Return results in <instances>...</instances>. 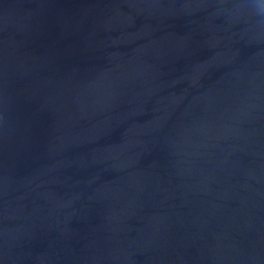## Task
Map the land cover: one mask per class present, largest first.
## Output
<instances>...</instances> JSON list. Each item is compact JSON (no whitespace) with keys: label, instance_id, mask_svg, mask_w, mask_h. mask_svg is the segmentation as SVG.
Segmentation results:
<instances>
[{"label":"water","instance_id":"water-1","mask_svg":"<svg viewBox=\"0 0 264 264\" xmlns=\"http://www.w3.org/2000/svg\"><path fill=\"white\" fill-rule=\"evenodd\" d=\"M0 264H264V0H0Z\"/></svg>","mask_w":264,"mask_h":264}]
</instances>
